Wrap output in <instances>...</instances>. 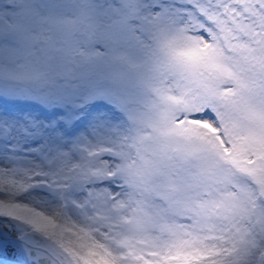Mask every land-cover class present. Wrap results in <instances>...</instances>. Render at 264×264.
I'll list each match as a JSON object with an SVG mask.
<instances>
[{"label": "snow or ice", "instance_id": "1", "mask_svg": "<svg viewBox=\"0 0 264 264\" xmlns=\"http://www.w3.org/2000/svg\"><path fill=\"white\" fill-rule=\"evenodd\" d=\"M0 264H264V0H0Z\"/></svg>", "mask_w": 264, "mask_h": 264}]
</instances>
